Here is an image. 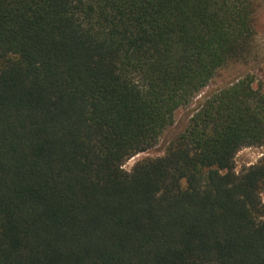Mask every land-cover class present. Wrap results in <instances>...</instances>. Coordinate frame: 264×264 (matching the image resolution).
Returning <instances> with one entry per match:
<instances>
[{
  "label": "trees",
  "instance_id": "16d2710c",
  "mask_svg": "<svg viewBox=\"0 0 264 264\" xmlns=\"http://www.w3.org/2000/svg\"><path fill=\"white\" fill-rule=\"evenodd\" d=\"M252 0H0V264H264ZM208 88V90H205ZM201 98L163 155L175 113Z\"/></svg>",
  "mask_w": 264,
  "mask_h": 264
},
{
  "label": "rangeland",
  "instance_id": "374dc122",
  "mask_svg": "<svg viewBox=\"0 0 264 264\" xmlns=\"http://www.w3.org/2000/svg\"><path fill=\"white\" fill-rule=\"evenodd\" d=\"M252 1L256 5L253 22L254 39L252 53L248 60L232 62L218 70L209 89H218L238 76L248 73L254 78L253 85L261 86L264 91V0ZM205 90H208V88ZM203 94L204 92L199 94L190 104L178 109L175 113L173 124L163 131L157 143L151 148L132 156L124 163L123 168L130 170L137 160L144 157L163 155L168 143L186 126L189 117ZM262 156H264V145L242 147L235 155L236 171L238 172L242 168L256 163ZM261 200L264 202V190L261 192Z\"/></svg>",
  "mask_w": 264,
  "mask_h": 264
}]
</instances>
